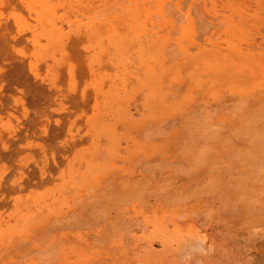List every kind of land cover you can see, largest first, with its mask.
<instances>
[{
	"label": "rangeland",
	"instance_id": "rangeland-1",
	"mask_svg": "<svg viewBox=\"0 0 264 264\" xmlns=\"http://www.w3.org/2000/svg\"><path fill=\"white\" fill-rule=\"evenodd\" d=\"M251 144L264 0H0V264H264Z\"/></svg>",
	"mask_w": 264,
	"mask_h": 264
},
{
	"label": "bare ground",
	"instance_id": "bare-ground-1",
	"mask_svg": "<svg viewBox=\"0 0 264 264\" xmlns=\"http://www.w3.org/2000/svg\"><path fill=\"white\" fill-rule=\"evenodd\" d=\"M37 1V3H38V0H36ZM33 2V1H32ZM36 3V2H35ZM39 5V4H38ZM39 8L41 7V6H38ZM43 7V6H42ZM48 8V7H47ZM41 9V8H40ZM45 9V8H44ZM49 9V8H48ZM43 10V9H42ZM41 10V11H42ZM43 12V11H42ZM44 13V12H43ZM49 14V13H48ZM39 15H41V13L39 14ZM38 15V16H39ZM38 18V17H37ZM51 18V17H50ZM42 19H43V17H42ZM45 19H47V17L45 18ZM45 19H44V22H46L45 21ZM41 20V19H40ZM48 21V20H47ZM50 22V21H49ZM46 24V23H45ZM50 25V24H49ZM44 27H46V26H44ZM49 27V26H48ZM42 32H43V27H42ZM50 32V31H49ZM56 36H57V34H56ZM57 39V38H56ZM116 39H117V37H116ZM120 39V38H119ZM123 43V42H122ZM121 45V42L120 43H118L117 44V48H119L120 49V46ZM122 45H124V44H122ZM122 45H121V47H122ZM143 47V46H142ZM141 47V48H142ZM146 48V47H145ZM118 49V50H119ZM143 49V48H142ZM147 49H149V48H146V50ZM118 50H117V52H118ZM120 52L122 51V49H120L119 50ZM124 51V50H123ZM122 51V52H123ZM148 51V50H147ZM147 51H145V52H142V50H141V53H147L148 55L149 54H151V53H148ZM158 52V51H157ZM119 53V52H118ZM156 53V52H155ZM121 54H123V53H121ZM148 55H147V57L146 58H148ZM122 56V55H121ZM142 56H144V55H142ZM117 57H118V54H117ZM150 58V57H149ZM189 117H190V114L188 115ZM194 116V115H193ZM193 116L191 115V117L193 118ZM186 117V116H185ZM191 118H188L186 121H184L183 123H180L179 124V126H181V128H182V130L180 129L179 131H181V132H183V131H185V132H189V133H191V132H199V133H204L206 130H205V125L204 124H199V123H195V122H192V121H196L195 119H197L196 117H194L193 118V120L192 121H189ZM199 121V120H198ZM250 123V122H249ZM252 123V122H251ZM248 125V124H247ZM249 126V125H248ZM247 126V127H248ZM208 127V126H207ZM246 127V126H245ZM197 128H199V130H197ZM249 128H250V126H249ZM177 129H178V127H177ZM248 128H246V131H249V130H247ZM153 132V131H152ZM151 133V132H150ZM252 141V140H251ZM250 141V142H251ZM252 142H254V140L252 141ZM251 142V143H252ZM255 143V142H254ZM254 143H252V144H254ZM257 143V142H256ZM251 144V145H252ZM250 146V145H249ZM237 149H239V148H237ZM257 150H259V148L256 146V144H255V146H253L252 145V147H243V148H240V150H238V153L240 154V155H237L236 157H240L239 159H237V160H242V161H244L245 162V164H246V167H248L249 169H246V171H244L245 169H242L243 170V172H241L243 175H245L246 177V179H248L247 180V182L248 183H255V182H257L258 181V179H260V176H258V174L260 173L261 175H262V173H264V171L263 172H259V171H262V169H257L256 168V170H258V171H254L253 169H255L254 168V166H256V167H264V156H263V158H262V156H261V154H259V152L257 151ZM231 152V151H230ZM237 153V152H236ZM237 153V154H238ZM228 154V153H227ZM245 158V159H244ZM236 159V158H235ZM247 159V160H246ZM236 160V161H237ZM262 161V165H260V162ZM258 174H257V173ZM263 176V175H262ZM261 176V177H262ZM261 179H263V182H264V178H261ZM217 181V180H216ZM215 181V182H216ZM256 184H258V182L256 183ZM117 192H118V195H119V197L121 196V197H127V194H126V191H125V187H123V189H122V187L120 188V190L118 189L117 190ZM219 199H220V205H221V207L223 208V209H226L227 208V206H228V203H227V199H228V195L226 194V191L225 190H220V192H219ZM136 197V196H135ZM264 205V204H263ZM262 209V208H261ZM263 211V210H262ZM261 211V212H262ZM209 217H212V215H210L209 214ZM116 220V219H115ZM117 222V221H116ZM115 223V222H114ZM114 223H110L111 225L113 224L114 225ZM116 224V223H115ZM122 224V223H121ZM116 225H118V223L116 224ZM115 225V228H118V226H120V224L118 225V226H116ZM122 227H123V225H122ZM112 228V227H111Z\"/></svg>",
	"mask_w": 264,
	"mask_h": 264
}]
</instances>
